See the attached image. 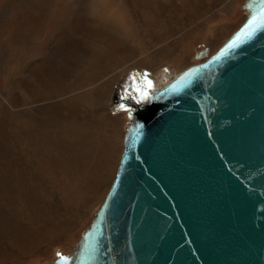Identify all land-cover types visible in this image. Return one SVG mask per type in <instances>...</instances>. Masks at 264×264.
Here are the masks:
<instances>
[{
	"label": "rangeland",
	"instance_id": "374dc122",
	"mask_svg": "<svg viewBox=\"0 0 264 264\" xmlns=\"http://www.w3.org/2000/svg\"><path fill=\"white\" fill-rule=\"evenodd\" d=\"M244 1L0 0V264L71 254L134 104L214 53Z\"/></svg>",
	"mask_w": 264,
	"mask_h": 264
},
{
	"label": "water",
	"instance_id": "95a60500",
	"mask_svg": "<svg viewBox=\"0 0 264 264\" xmlns=\"http://www.w3.org/2000/svg\"><path fill=\"white\" fill-rule=\"evenodd\" d=\"M264 0L129 115L114 178L54 264H264ZM207 55V56H205Z\"/></svg>",
	"mask_w": 264,
	"mask_h": 264
},
{
	"label": "snow or ice",
	"instance_id": "6c2138e0",
	"mask_svg": "<svg viewBox=\"0 0 264 264\" xmlns=\"http://www.w3.org/2000/svg\"><path fill=\"white\" fill-rule=\"evenodd\" d=\"M258 18H264V8L261 9V12H260V14H259V17L254 16V17L252 18V20L248 21V23H247V25L245 26V29L242 31L241 35H245V34H249V35H250L251 33L249 32V29L252 28L253 24L256 22V20H257ZM149 83H150V82H149ZM141 95H144V93L141 92ZM61 259H66V258L61 257Z\"/></svg>",
	"mask_w": 264,
	"mask_h": 264
},
{
	"label": "bare ground",
	"instance_id": "6f19581e",
	"mask_svg": "<svg viewBox=\"0 0 264 264\" xmlns=\"http://www.w3.org/2000/svg\"><path fill=\"white\" fill-rule=\"evenodd\" d=\"M99 11V10H98ZM97 12V11H96ZM99 12H101V11H99ZM244 12L246 13V11L244 10ZM99 14V13H98ZM95 15H97V14H95ZM96 17V16H95ZM97 21V20H96ZM99 23H101V22H99ZM207 50V55H210V54H212L211 53V51H210V49H206ZM202 51H204V50H202ZM201 52V51H200ZM199 52V53H200ZM199 53L197 54V56H196V59L197 60H200V62L199 63H201L203 60H204V57L203 58H200L199 57ZM207 55H205V56H207ZM198 63V64H199ZM173 80V79H172ZM169 83V82H168ZM164 86V85H163ZM161 88V87H160ZM160 88H151V89H149L148 91H147V94L144 96V99L141 101V102H139V103H136L134 106H135V109L139 106V104H141L142 102H144V100H145V97L148 95V93L152 90V89H154V90H158V89H160ZM133 113V112H132Z\"/></svg>",
	"mask_w": 264,
	"mask_h": 264
},
{
	"label": "flooded vegetation",
	"instance_id": "af4514ba",
	"mask_svg": "<svg viewBox=\"0 0 264 264\" xmlns=\"http://www.w3.org/2000/svg\"><path fill=\"white\" fill-rule=\"evenodd\" d=\"M135 104H136V103H135ZM135 104H134V105H135ZM134 107H135V106H134Z\"/></svg>",
	"mask_w": 264,
	"mask_h": 264
}]
</instances>
